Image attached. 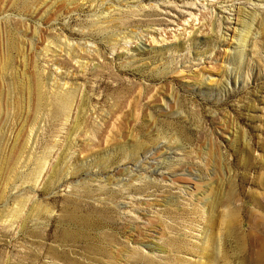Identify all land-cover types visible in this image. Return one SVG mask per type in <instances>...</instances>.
<instances>
[{
	"label": "rangeland",
	"instance_id": "rangeland-1",
	"mask_svg": "<svg viewBox=\"0 0 264 264\" xmlns=\"http://www.w3.org/2000/svg\"><path fill=\"white\" fill-rule=\"evenodd\" d=\"M260 252L264 0H0V264Z\"/></svg>",
	"mask_w": 264,
	"mask_h": 264
},
{
	"label": "bare ground",
	"instance_id": "bare-ground-1",
	"mask_svg": "<svg viewBox=\"0 0 264 264\" xmlns=\"http://www.w3.org/2000/svg\"><path fill=\"white\" fill-rule=\"evenodd\" d=\"M233 216L234 214L232 213L223 216L225 218V221H227V224L225 223V226L231 225L230 222L233 220ZM259 259H260V264H264V254L262 252H260L259 254Z\"/></svg>",
	"mask_w": 264,
	"mask_h": 264
}]
</instances>
